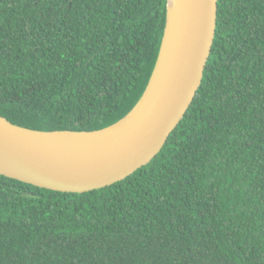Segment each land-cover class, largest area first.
Wrapping results in <instances>:
<instances>
[{"label": "trees", "instance_id": "obj_1", "mask_svg": "<svg viewBox=\"0 0 264 264\" xmlns=\"http://www.w3.org/2000/svg\"><path fill=\"white\" fill-rule=\"evenodd\" d=\"M168 0H0V115L94 131L141 99ZM0 264H264V0H219L204 78L162 151L112 186L0 175Z\"/></svg>", "mask_w": 264, "mask_h": 264}, {"label": "water", "instance_id": "obj_2", "mask_svg": "<svg viewBox=\"0 0 264 264\" xmlns=\"http://www.w3.org/2000/svg\"><path fill=\"white\" fill-rule=\"evenodd\" d=\"M219 0H168L159 55L141 99L94 131L35 130L0 115V175L61 193L112 186L164 148L200 89L217 29Z\"/></svg>", "mask_w": 264, "mask_h": 264}]
</instances>
